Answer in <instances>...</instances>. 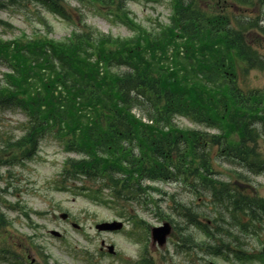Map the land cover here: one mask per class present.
I'll use <instances>...</instances> for the list:
<instances>
[{
  "label": "trees",
  "instance_id": "1",
  "mask_svg": "<svg viewBox=\"0 0 264 264\" xmlns=\"http://www.w3.org/2000/svg\"><path fill=\"white\" fill-rule=\"evenodd\" d=\"M41 1L64 14V0ZM102 1H117L122 9L128 0ZM199 1L171 0L173 24L163 38V30L155 39L147 31L122 39L98 36L89 27L63 41L0 38V59L11 69L0 80V107L18 105L29 116L25 133L8 146L28 157L53 134L80 154L66 161L67 176L105 180L117 198L146 192L147 178L185 181L191 176L199 180L193 179L195 189L206 192L215 206H227L239 218L264 214V198L238 194L234 183L214 177L213 164V151L219 150L253 173L264 171L258 150L264 90L240 89L236 67L239 61L247 71L264 67L255 49L263 39L255 44L250 39L258 37L256 29L264 30L259 23L264 0H233L244 11L258 7L260 16L239 17L234 25L226 8L215 13ZM178 34L190 40L188 54L204 71L190 69L178 47L172 61H164ZM135 107L153 123L143 122L132 111ZM179 114L218 132L179 128L174 122ZM206 227L212 242L205 244L217 249L218 240H225Z\"/></svg>",
  "mask_w": 264,
  "mask_h": 264
},
{
  "label": "rangeland",
  "instance_id": "2",
  "mask_svg": "<svg viewBox=\"0 0 264 264\" xmlns=\"http://www.w3.org/2000/svg\"><path fill=\"white\" fill-rule=\"evenodd\" d=\"M86 5L84 8L77 1L68 0L67 9L71 19L66 20L49 12L40 3L30 0L18 4L7 2L0 6V19L11 22L14 27L4 29L0 26V35L11 39L22 31L28 35L44 34L47 26L40 23V19L44 18L51 27L50 35L62 40L74 28L72 23L80 20L81 15L73 9L78 7L83 8L81 14L86 22L101 32L122 38L132 34L127 25L107 16L110 8L100 12L92 3ZM124 10L144 29L159 24L165 26L171 20L168 0L130 1ZM5 70L6 67L0 62V78ZM240 80L255 88L262 87L264 71L253 70L241 76ZM25 120L26 115L20 109L0 108V160L10 157L11 150L3 149L4 141L19 137L23 133ZM178 122L184 127L206 129L185 118H178ZM68 156L75 155L67 153L60 140L48 136L32 158L15 160L9 165L0 161V213L5 215L4 224L0 227V264H46L47 261L49 264H140L144 258L149 264H209L210 261L217 264H264L259 259H226L189 244L180 246L178 233L164 247L151 249V226L169 220L168 215L182 225L187 221L184 216L177 215L180 204L205 211L207 218H212L214 207L207 204L204 196H199L182 182L157 183L162 192L155 195L157 203H151L148 207L135 201L101 203L109 198L107 191L100 195V202L91 196L92 193L78 192L72 186L66 190L59 189L63 164ZM216 161L224 179L232 174L236 179L233 170L240 171L239 166L219 157H216ZM248 181L243 185L246 191L264 197V175L250 174ZM242 182L240 180L239 184ZM75 185L81 186L77 182ZM63 212L68 214L66 220L60 218ZM133 215L143 222L135 223L131 219ZM199 218L202 222L208 220L201 216ZM114 219L123 220L125 228L117 232H99L95 227L99 222ZM220 222L229 227L227 222ZM134 229L137 233L133 232ZM51 230H58L61 236L56 237ZM223 234L234 242L235 247L243 246L248 252L257 254L262 251L264 243V221L255 227L250 226L249 231H236L239 241H235L234 235ZM197 239L204 240L205 236L198 233ZM102 241L114 245L116 253H109Z\"/></svg>",
  "mask_w": 264,
  "mask_h": 264
},
{
  "label": "water",
  "instance_id": "3",
  "mask_svg": "<svg viewBox=\"0 0 264 264\" xmlns=\"http://www.w3.org/2000/svg\"><path fill=\"white\" fill-rule=\"evenodd\" d=\"M100 229H115L120 228L121 224L119 223H112V224H102L98 226ZM170 233V227L169 225L165 224L162 227L154 228L153 229V241H158L160 246H163L165 244L166 238L168 234Z\"/></svg>",
  "mask_w": 264,
  "mask_h": 264
}]
</instances>
